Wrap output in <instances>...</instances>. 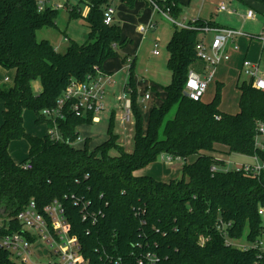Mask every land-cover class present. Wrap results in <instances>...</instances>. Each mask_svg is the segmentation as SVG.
Masks as SVG:
<instances>
[{"label": "trees", "instance_id": "trees-1", "mask_svg": "<svg viewBox=\"0 0 264 264\" xmlns=\"http://www.w3.org/2000/svg\"><path fill=\"white\" fill-rule=\"evenodd\" d=\"M39 1L44 2L42 11ZM123 1L132 6L130 0ZM144 1L174 22L180 16L179 0ZM254 1L264 7V0ZM49 2L0 0V71L14 74L11 84H0V213L12 220L31 201L37 209L59 201L82 256L93 264L107 257L134 264L147 253L156 258L153 264H264V256L255 249L227 242L240 237L244 227L249 229V242L261 235L257 209L264 206V171L257 177L224 171L225 158L218 157L256 156L264 162V150L255 146L257 126L264 123V92L246 81L237 82L238 112L233 115L219 109L221 83L209 103L184 94L187 74L196 62L195 47L202 40L200 29L223 27L201 19L189 22L188 28L174 24L166 45L170 82L163 87L165 99L150 108L144 131L131 73L123 88L130 89L136 119L133 150H123L109 119L107 139L89 151L87 139L83 147L73 144L79 137L76 128L92 123L91 114L82 118L67 114L58 123L63 140L53 141L28 133L23 113L31 110L36 123L49 127L41 111L55 106L70 81H83L96 69L104 71V62L129 40L122 38L118 24H104L110 1L89 0L86 42L71 43L58 53L47 40L36 38L38 30L55 26L57 9ZM67 11L69 18L81 13L79 5ZM35 82L39 91L33 89ZM19 140L28 146L20 164H29L30 170L16 165L9 154V145ZM112 149L116 156L109 155ZM161 155L184 161L180 179L162 182L135 175ZM76 199L88 203L85 221L80 206L73 205ZM220 222L228 226L220 230ZM10 230L18 231L19 226L12 221ZM0 264L15 263L0 250Z\"/></svg>", "mask_w": 264, "mask_h": 264}, {"label": "rangeland", "instance_id": "rangeland-1", "mask_svg": "<svg viewBox=\"0 0 264 264\" xmlns=\"http://www.w3.org/2000/svg\"><path fill=\"white\" fill-rule=\"evenodd\" d=\"M57 5H64L65 0H54ZM75 2L78 0H74ZM85 3L79 2L81 10L79 17L69 18L67 9L61 7L57 9L55 18V26L42 28L36 32L38 41L47 40L58 53H64L71 43L84 44L87 40L88 28L85 22L87 14V6L89 0H84ZM115 8L114 23L118 24L121 30L122 38L129 40L128 45L116 52L115 56L106 60L103 68L107 71L114 73L112 77L116 85L107 91L104 101L105 110L98 115V121L89 124H83L76 128L81 141L74 143L76 148L84 146V139L88 140V150L92 151L95 147L101 145L107 139V131L109 128V119L111 121V130L113 134L118 136V143L122 146L125 152L133 150V138L135 135V118L131 122L121 124L119 121V105L117 98L122 95L123 88L129 82L130 73L135 88V101L140 112V127L144 131L147 124L149 107L152 105H159L165 99L163 87L167 86L170 82V72L167 68V51L166 45L169 41L173 31L175 30V23L187 25L192 19H205L214 20L223 26L231 27L235 30H240L243 33L249 34L251 37L258 35L264 29V8L254 0H245L247 4L232 3L231 0H179L181 6L180 16L172 23L168 17L163 16L161 13H151L149 6L145 5L144 0H133L132 6H128L123 0H109ZM73 2V0H70ZM224 5L227 9H234L236 13L221 12L219 7ZM252 9L256 16L253 20L244 19L246 10ZM155 25V28H149V22ZM212 23H215L211 21ZM216 24V23H215ZM176 25V24H175ZM218 25V24H216ZM143 26L146 32L142 34L140 27ZM177 26V25H176ZM202 36V33L199 37ZM67 41H64V39ZM212 38L211 33L205 35V42L210 43ZM155 43L158 45L154 48ZM242 41H237L241 44ZM261 44L251 39V45L248 51L247 59L252 60L256 58V54L261 49ZM230 47V46H228ZM158 52V55H153L152 51ZM259 61V69L264 72V47L261 50ZM240 54L236 53L231 55V60L225 62L217 67V73L222 80L223 86L221 88V101L219 109L226 114H236L238 112V90L236 88L237 82L245 81L243 75H239L238 63ZM120 56H125V61H121ZM197 63V62H196ZM201 64L197 63L191 66L193 71L199 72ZM131 68V71H130ZM9 74L11 76H9ZM9 76V81H4L5 84H11L13 81V71L3 73L2 78ZM262 77V75H259ZM216 77L208 84L206 93H204L201 101L209 103L213 99L217 83L221 82ZM147 83H151L154 89L151 88V96L154 101H147L143 105L141 96L145 91ZM0 84H3L0 81ZM131 97V93H127ZM0 102V119H1ZM113 114V115H112ZM173 112L169 114L171 116ZM24 127L30 134L43 135L47 133L44 123H36L34 121V113L31 110L25 111ZM262 136L258 137V142H263ZM27 142L25 140L14 141L10 144V154L16 161L24 160L27 157ZM109 155L116 156L117 151L112 149ZM225 162L228 163V169L236 168L241 164H251L253 160L250 157L240 155H222ZM167 155L159 156L155 161L149 163L144 168L139 170L141 173L152 175L159 181H169L181 178V167L184 164L182 160L168 161ZM193 158L187 160L191 163ZM249 229L244 227L240 237L235 239H228L227 242L234 247L240 248L241 246L249 243L248 239ZM260 242L264 249V235L260 237ZM33 261H37V257H32Z\"/></svg>", "mask_w": 264, "mask_h": 264}, {"label": "built area", "instance_id": "built-area-1", "mask_svg": "<svg viewBox=\"0 0 264 264\" xmlns=\"http://www.w3.org/2000/svg\"><path fill=\"white\" fill-rule=\"evenodd\" d=\"M39 10L44 9V2L39 1ZM54 9H59L61 5H50ZM154 11L168 17L166 12L160 11L156 6ZM221 12L236 13L234 9H227L221 5L218 9ZM115 10L108 7L104 12V24L109 25L114 22ZM255 12L252 9L246 10L244 19H255ZM169 18V17H168ZM172 23H175L169 18ZM179 28H188L187 25L175 23ZM140 32L144 34L146 29L141 26ZM202 35L207 33L212 34L209 44L203 39L196 44L195 59L197 63L202 64V69L199 72L193 71L191 68L187 74V80L184 87L185 96L192 101H200L206 92L208 84L213 80L216 68L222 63L228 62L230 59L228 46L231 51L237 52L239 45L237 39L246 38L248 40L255 39L261 44V50L264 47V29L256 36L251 37L247 33L233 28H209L200 29ZM158 45L155 43L154 48ZM153 55H158L157 51L152 52ZM195 62V63H196ZM240 75H243L245 81L250 83L251 87L264 92V72L259 69V60L253 62L249 59H242L240 66ZM259 75H262L260 77ZM4 81H8L7 78ZM115 82L112 80V75L99 69L94 70L85 80H72L68 83L62 95L57 99L54 107L44 109L41 115L50 121V126L47 127L46 135L53 141H62L63 137L58 126L60 121H64L67 114H72L75 117L82 118L91 114V121H98V115L105 110L104 101L106 94L111 85ZM130 89L127 92L123 90L121 96L117 98L120 115L119 121L121 124L131 122L133 119V110ZM150 99L149 93H144L141 96V104ZM264 138V123H259L255 135V146L264 150L263 142H258V137ZM77 141H81L78 137ZM253 162L251 164H241L233 169H228L226 165L224 171L233 170L242 172L252 177H257L264 171V162L260 161L256 156L250 157ZM170 162V158H167ZM24 170H30L29 164H17ZM73 205L80 206L82 220L85 221L89 217L87 210V202H79L74 200ZM257 215L261 220V235L253 242L241 246L243 250L255 249L259 256H264V249L260 242V237L264 235V206L257 209ZM93 221L95 218L91 216ZM12 221L19 226L18 231H11ZM228 224L220 222L218 229H225ZM0 229L7 233L0 234V250H4L8 254V258L15 264H93L85 259L80 252V244L78 238L72 235L71 227L65 216L63 205L54 200L42 209H37L33 201L29 202L25 208L18 212L12 220L6 215L0 213ZM36 256L37 261H33L32 257ZM156 258L152 254H145L141 258H137L134 264H153ZM98 264H132L125 262L121 258L107 257L106 260L100 261Z\"/></svg>", "mask_w": 264, "mask_h": 264}, {"label": "crops", "instance_id": "crops-1", "mask_svg": "<svg viewBox=\"0 0 264 264\" xmlns=\"http://www.w3.org/2000/svg\"><path fill=\"white\" fill-rule=\"evenodd\" d=\"M131 2H129V4L131 3H133V0H130ZM232 1V3H239V4H244V5H246L247 4V2L245 1V0H231ZM65 3H64V8L65 9H67V8H70V7H73V6H76V5H78L79 4V2L80 3H85V1L84 0H78V1H74L73 0V2H70V0H65L64 1ZM48 5H57V2L56 1H54V0H51V2H49V4ZM145 5H146V3H145ZM247 5H249V7L251 6V4H247ZM146 6H148V5H146ZM110 7H112L114 10H115V8H114V6H113V4L112 3H110ZM150 8V7H149ZM264 8V7H263ZM150 10H151V13L152 14H154V13H157V11H154L153 9H151L150 8ZM236 11V10H235ZM237 12V11H236ZM159 13V12H158ZM195 20H198V19H192L190 22H194ZM201 20H205V19H201ZM206 21H213V22H215L216 24H218L219 26H221V27H223V28H231V27H226V26H223V25H221L220 23H218V22H216V21H214V20H206ZM182 25H185V24H182ZM149 28H155V25L152 23V21H150L149 22ZM202 37V39L205 41V35H202L201 36ZM64 41H67V39L65 38L64 39ZM237 41H242V43L241 44H238L239 45V50L237 51V52H235V51H231L230 50V47H228V51H229V55H230V59H229V61L231 60V55L232 54H236V53H241L240 54V60H239V63H238V70H239V72H240V66H241V61H242V59H247V55H248V51H249V48H250V45H251V40H248V39H246V38H239V39H237ZM261 46H259V48H260ZM154 51V50H153ZM152 51V52H153ZM261 49L259 50V53L258 54H256V58H254V59H252L251 61H253V62H256V61H260V56L262 55L261 54ZM153 54V53H152ZM228 61V62H229ZM194 64H197V63H194ZM193 64V65H194ZM199 64H201V63H199ZM222 64H224V63H222ZM202 65V64H201ZM104 69V68H103ZM202 69V66H201V68L199 69V71ZM104 71L106 72V73H109V74H111L112 75V77L114 76V73L113 72H111V71H106L105 69H104ZM3 71H0V81L2 82V83H4V79L5 78H7L8 79V81L10 80V77L9 76H11L10 74H9V76L7 77V76H5L4 78H2V75H3ZM239 75H240V73H239ZM217 76V80H220L221 78H220V76H219V74L217 73V68H216V70H215V73H214V77H216ZM221 82H219V83H221L222 85H223V83H222V80H220ZM116 85V83H114L113 85H111V87L109 88V91L111 90V88H113L114 86ZM154 89V86L153 85H151V83H147V86L145 87V91L143 92V94L144 93H149L150 94V99L148 100V101H154V99L152 98V96H151V92L149 91V89ZM33 89H34V91H39V89H40V87H39V84L37 83V82H35L34 84H33ZM206 93V92H205ZM238 97H239V93H238ZM163 101V100H162ZM161 101V102H162ZM161 102L159 103V105L161 104ZM2 104V103H1ZM144 104V103H143ZM142 104V105H143ZM159 105H157V106H159ZM237 105H238V99H237ZM152 106H155V105H152ZM151 106V107H152ZM151 107H149V108H151ZM2 109H3V107L1 108V112H2ZM150 110V109H149ZM24 116H25V111H24V113H23V124H24ZM35 119H36V116H35V114H34V121H35ZM1 122H2V116H1V119H0V124H1ZM44 126L46 127V129H47V124H44ZM25 128V127H24ZM26 130V129H25ZM32 135H34V136H38L37 134H32ZM46 135V132L43 134V135H39V137H43V136H45ZM83 142H84V140H83ZM74 145V144H73ZM10 146V145H9ZM79 148V147H78ZM27 149H28V147H27ZM8 150H9V148H8ZM9 154H10V150H9ZM10 156H11V154H10ZM11 158H12V160L14 161V163L17 165V164H20L22 161H24V160H21V161H16L15 160V158H13L12 156H11ZM221 158H224V157H221ZM135 175H139V176H142V175H145V176H150V177H152V178H154L152 175H150V174H147V173H141V171L139 172V171H136L135 172ZM155 180H157V181H159L158 179H156V178H154ZM164 182H166V181H164Z\"/></svg>", "mask_w": 264, "mask_h": 264}]
</instances>
